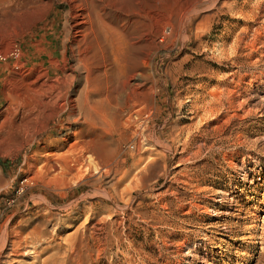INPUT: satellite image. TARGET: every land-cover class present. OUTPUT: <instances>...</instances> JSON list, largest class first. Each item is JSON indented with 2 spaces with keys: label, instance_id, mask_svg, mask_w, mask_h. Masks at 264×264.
I'll use <instances>...</instances> for the list:
<instances>
[{
  "label": "rangeland",
  "instance_id": "1",
  "mask_svg": "<svg viewBox=\"0 0 264 264\" xmlns=\"http://www.w3.org/2000/svg\"><path fill=\"white\" fill-rule=\"evenodd\" d=\"M103 3L106 22L116 9L121 15L120 71L147 73L146 82L153 85L151 105L142 107L146 139L122 144L124 169L134 160L126 154L131 143L137 154L144 147L159 153L119 188L113 174L93 178V186L83 171L64 181L37 174L44 159L30 157L26 141L46 126L41 142L55 139L61 131H53L57 119L46 113L28 133L15 127L24 100L34 104L37 116L35 102L42 95L30 89L46 80V72L62 73L50 62L62 58L64 46L67 68L75 65L71 17L70 29L64 27L71 7L65 0H32L14 11L6 7L0 12V126L9 135L0 140V233L12 215V225L19 221L23 233L37 228L48 248L40 254L45 264H264V0ZM253 37L256 50L248 62ZM197 71L216 76L212 86L218 82L217 91L224 92L219 114L191 120L206 148L190 160L184 157L189 147L184 150L177 140L191 123ZM14 90L21 100L12 96L10 102ZM156 141L168 150L157 148Z\"/></svg>",
  "mask_w": 264,
  "mask_h": 264
},
{
  "label": "bare ground",
  "instance_id": "2",
  "mask_svg": "<svg viewBox=\"0 0 264 264\" xmlns=\"http://www.w3.org/2000/svg\"><path fill=\"white\" fill-rule=\"evenodd\" d=\"M65 1H67L71 7L70 10L67 9L69 11L65 13V30L68 24L72 29H75V38L72 42V55L75 59V65L71 66L70 69L67 68V61L69 58L66 54L68 47L64 46L62 58L50 62L54 66H59L62 73L52 75L51 71L46 72L43 76L46 80H41L37 89H30V91L34 93L38 92L42 95L40 100L37 99L36 102L34 101L35 104H37L36 106L40 107L37 109V116L33 117V110L35 109L33 108L34 104L24 100L27 104L22 105L25 115L23 114L20 124L18 123L15 128L21 133H28L30 128H35L36 121L41 118L47 119L45 115L48 113V117L50 115L53 119H57V122L53 126V131H55L56 128L61 131L55 139L41 142L42 136L40 137L39 135H44L49 130L46 126L43 127V130L33 133L26 141V146L33 149L30 157L40 156V158L42 157L44 159L42 160V164H44L41 165V168H39L36 173H44L47 178L52 176L64 181L65 178L69 176L75 177L79 172L83 171V175L81 176L85 182L92 183V186L95 183L91 181L93 178H100L107 174H113L116 177L114 187L119 188L124 181L128 178L131 179L130 176L133 174L134 170H141L146 159H149L153 154L159 153L154 152V148L144 147L143 150L139 151L137 154L135 142L128 146V152L126 153L127 155L134 156L131 166L124 169L127 157L120 158L122 144L131 142L135 137H139L142 140L146 139L145 130L147 129V124L144 122L146 118H144L145 112L142 107L145 102L148 104L151 102L153 85H150V83L148 85L146 82L149 78V74L147 73L129 71L130 73L126 74V71H120L119 55L121 41L118 37V22L121 21V15L118 13L117 9L114 10V18L106 22V19L102 16L105 10L103 0ZM31 2L32 0H0V12L5 13L7 11L6 7H8L10 11L18 10ZM69 17L72 18V22L69 20L70 23L67 24ZM256 40L253 37V41L250 44L248 62H251L252 58H254L256 50L254 43ZM16 54H18V52H16ZM18 64L19 62L16 64L15 70L20 69L19 67L21 64ZM200 70L202 69L200 68ZM44 71L43 69V72ZM197 72L198 80L194 86V90L192 92L189 90L190 94H192L190 95L192 96V111H190L192 116L190 115L189 121L194 120L193 118H197L200 122L204 117L219 114L218 112L221 109L220 106L223 104L222 97L224 91H217L220 85L222 86V84L218 82L212 86V83L216 80V76L206 71ZM217 78L220 77L217 76ZM76 82L77 85L75 86ZM23 83L22 81V84ZM16 91L14 90L12 92L13 94H11L9 99L10 102H12V96H14L15 99L21 100L20 95L16 94ZM39 95L35 96L38 98ZM149 105H151V103ZM195 121H191L190 124L187 123V126L184 125V131L179 132L180 136L177 141L184 150H187L186 148L189 147V152L186 151L185 156L183 154L185 159L194 158L195 160L196 157L202 154L204 148H206L204 142L202 144L199 142V136L197 135L198 123L196 124ZM195 124L196 126L194 128ZM131 129L132 132L128 133V130ZM184 132L189 134L188 137L185 136V138H188L186 141L185 139H181ZM7 135H9V131L6 130L5 127L3 128L0 126V140ZM157 143V148H164V151L167 149L166 145L161 146L160 141ZM163 155H165V153L162 154V156ZM148 161L146 165H149ZM191 169H193V167ZM31 177L32 176H30V178ZM62 187L60 188L62 189ZM56 190L58 189H55V191ZM60 192L62 193V190ZM66 195L67 194H64V196ZM61 196H63V194ZM13 218L14 215L9 217L1 228L0 264H45L47 258L41 259L40 254L47 251L48 248L42 246L44 240H42L43 235L41 232L37 230V228H32L30 231L23 233L26 226H23L24 230H22L21 223L15 220L14 222L16 223L12 225ZM25 221L24 219L23 222L25 223ZM27 221H29V219ZM29 257L32 258L30 262L28 260L26 262L23 261V259Z\"/></svg>",
  "mask_w": 264,
  "mask_h": 264
},
{
  "label": "trees",
  "instance_id": "3",
  "mask_svg": "<svg viewBox=\"0 0 264 264\" xmlns=\"http://www.w3.org/2000/svg\"><path fill=\"white\" fill-rule=\"evenodd\" d=\"M7 164H8V162H3V161H2V165H3V166H5V167H6V166H7Z\"/></svg>",
  "mask_w": 264,
  "mask_h": 264
},
{
  "label": "built area",
  "instance_id": "4",
  "mask_svg": "<svg viewBox=\"0 0 264 264\" xmlns=\"http://www.w3.org/2000/svg\"><path fill=\"white\" fill-rule=\"evenodd\" d=\"M2 55H0V57H1ZM3 59H4V57H3Z\"/></svg>",
  "mask_w": 264,
  "mask_h": 264
}]
</instances>
